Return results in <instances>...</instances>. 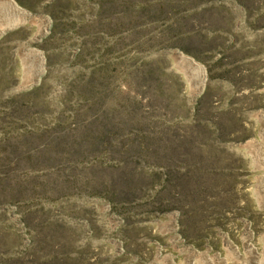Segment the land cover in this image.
I'll return each instance as SVG.
<instances>
[{
    "label": "rangeland",
    "instance_id": "rangeland-1",
    "mask_svg": "<svg viewBox=\"0 0 264 264\" xmlns=\"http://www.w3.org/2000/svg\"><path fill=\"white\" fill-rule=\"evenodd\" d=\"M28 1L0 5V264H264V0Z\"/></svg>",
    "mask_w": 264,
    "mask_h": 264
},
{
    "label": "crops",
    "instance_id": "crops-1",
    "mask_svg": "<svg viewBox=\"0 0 264 264\" xmlns=\"http://www.w3.org/2000/svg\"><path fill=\"white\" fill-rule=\"evenodd\" d=\"M12 1L15 3V6L18 9L25 11L27 15L39 13L42 19L44 18L43 12H40L38 9H35L34 7H45L47 4H49L48 3L49 1H44L42 3H39V5L38 4L35 5V3H31L28 0L25 2L24 0H12ZM4 5L5 6H1V8H3L4 13L11 18L10 22L15 21V18L13 17V15H17V14L15 13L14 7L9 6L7 3Z\"/></svg>",
    "mask_w": 264,
    "mask_h": 264
},
{
    "label": "bare ground",
    "instance_id": "bare-ground-1",
    "mask_svg": "<svg viewBox=\"0 0 264 264\" xmlns=\"http://www.w3.org/2000/svg\"><path fill=\"white\" fill-rule=\"evenodd\" d=\"M8 4L9 6H11V7H14V9H15V13L16 14H18V16L19 17H23L24 19H26L27 17H29L28 15H27V13L25 12V11H23V10H20V9H18L16 6H15V3L12 1V0H0V5H2V4ZM48 26V25H47ZM42 54V53H41ZM41 54H40V52H38V54H37V56H38V60H40V70H39V73L42 71V68H43V57L41 56ZM36 57V56H35ZM187 59V61L191 64V65H193V67H195V69H197L199 72H200V78H201V80H200V83H199V85H200V87H202L201 85H203L204 84V73H203V70L201 69V67H200V65L198 64V63H196L195 61H193L192 59H190V58H187V57H185V60ZM37 75V74H36ZM27 86V85H26ZM264 154V153H263ZM253 254V253H252ZM170 263V262H169Z\"/></svg>",
    "mask_w": 264,
    "mask_h": 264
}]
</instances>
